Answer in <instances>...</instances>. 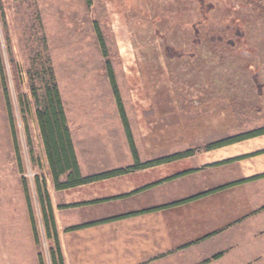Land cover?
<instances>
[{"label":"rangeland","instance_id":"obj_1","mask_svg":"<svg viewBox=\"0 0 264 264\" xmlns=\"http://www.w3.org/2000/svg\"><path fill=\"white\" fill-rule=\"evenodd\" d=\"M109 63L140 144H189L194 120L252 132L264 125V0H0V264H64L37 192L38 111L54 85L68 98L113 92L106 75L97 86ZM68 76L93 79L59 84Z\"/></svg>","mask_w":264,"mask_h":264},{"label":"crops","instance_id":"obj_2","mask_svg":"<svg viewBox=\"0 0 264 264\" xmlns=\"http://www.w3.org/2000/svg\"><path fill=\"white\" fill-rule=\"evenodd\" d=\"M105 69L98 64L97 86L105 77L111 85ZM65 70L71 73L70 68ZM67 79L73 80L59 84L91 83L93 78ZM120 99L133 144L116 95L98 87L97 95L78 93L68 98L61 93L71 144H50L49 154L37 117L35 146L46 182L38 172L35 176L47 239L56 244L53 260L60 258L64 264L261 260L264 134L221 143L262 130L264 125L227 135L226 119L207 120L201 128L194 120L189 144L155 143L149 136L140 144L134 129L138 122L133 121L121 94ZM33 151L31 144V155ZM74 158L79 175L72 169ZM33 159L38 165V156L33 154ZM51 159L58 165L59 184L54 181ZM121 171L125 172L101 177ZM85 179L91 181L80 183Z\"/></svg>","mask_w":264,"mask_h":264},{"label":"trees","instance_id":"obj_3","mask_svg":"<svg viewBox=\"0 0 264 264\" xmlns=\"http://www.w3.org/2000/svg\"><path fill=\"white\" fill-rule=\"evenodd\" d=\"M97 32H98V37H99L103 52L106 55L105 43L103 41V38H102V35L100 33L98 26H97ZM107 69H108V73H109L113 92L117 97V100L119 103V109H120L121 114L125 120V125H126V129H127L129 141L131 144H133L132 137H131V134L129 131V127H128V124H127V121L125 118L124 108H123V105H122V102L120 99V92L118 90L115 75H114V72H113V69H112L110 63L107 64ZM1 70H2V66H1ZM6 98H7V107H8V110L10 111V102L8 100L9 98H8V96ZM38 120H39V124H40V128H41V132L43 135V140L47 146V150H48L49 154H50V144H71V141H70L69 135H68V129L66 127V121H65V116H64L62 100H61V94H60V91H59L57 85H54V86L49 87L47 89L46 106L43 110L38 111ZM11 128L13 131V135L15 137L14 124L12 122V117H11ZM261 134H264V129L256 131V132L248 133V134L240 136V137L229 139V140H227L221 144L233 143L235 141L254 137L257 135H261ZM64 136L67 137V141L64 140ZM15 148H16V150L18 149V146L16 143V137H15ZM184 156L185 155H183L182 157H184ZM73 162L74 163H73L72 169H73V171H75L77 173V175H79V169H78L77 162H76L75 158H74ZM57 167H58V165H56L51 159V168H52L53 173H54V181H55V183L59 184V174L56 171ZM124 172L125 171H121V172H117V173H111V174H107V175H104L101 177H108V176H112V175H115L118 173H124ZM88 181H91V179L82 180L80 183H85ZM28 206H29L31 223L33 226L35 238H36V240H38L37 231H36V227H35V218H34V215L32 213L30 199H28ZM57 246H59V245L57 244ZM41 264H42V261H41Z\"/></svg>","mask_w":264,"mask_h":264}]
</instances>
